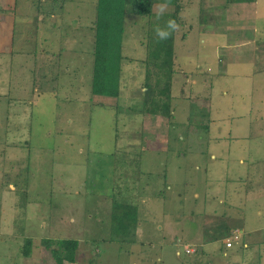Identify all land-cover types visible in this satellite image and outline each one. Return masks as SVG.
<instances>
[{"label": "rangeland", "instance_id": "1", "mask_svg": "<svg viewBox=\"0 0 264 264\" xmlns=\"http://www.w3.org/2000/svg\"><path fill=\"white\" fill-rule=\"evenodd\" d=\"M228 1L178 0L177 75L160 87L173 117L161 128L141 114V90L154 26L176 0H155L151 17L128 10L118 98L92 93L99 0H0V264H54L46 239L79 241L75 264H206L236 249L219 222L243 227L264 206V51L221 47L264 37V8L227 28L239 19L227 22ZM120 204L146 226L135 243L112 233Z\"/></svg>", "mask_w": 264, "mask_h": 264}, {"label": "trees", "instance_id": "2", "mask_svg": "<svg viewBox=\"0 0 264 264\" xmlns=\"http://www.w3.org/2000/svg\"><path fill=\"white\" fill-rule=\"evenodd\" d=\"M228 1V0H227ZM255 0H235L232 3H252ZM53 2V0H52ZM228 3H231L228 1ZM155 0H99V21L96 27L95 35V65L93 76L92 93L98 96L118 98L121 87V67L123 64V25L128 10L130 13L141 17H151L154 13ZM173 6V5H172ZM54 7V5H53ZM175 11L171 15L172 19L180 18L179 11L181 5L178 0L175 2ZM55 8V7H54ZM179 13V14H178ZM199 22V21H198ZM173 35L166 41H161L155 47H149L153 53V61L148 65L146 73V82L142 93L144 110L141 114L147 112L149 115H162L172 118V97L168 95L171 82L177 71L174 69V44ZM156 59V61H155ZM152 76L156 77L152 82ZM163 84L166 87L160 90ZM164 100L165 102H163ZM118 107V105H117ZM12 186V185H11ZM112 233L118 234V242L132 243L135 239L134 229L138 221L137 211L134 205L124 204L113 207ZM123 236V237H119ZM41 244L50 251L54 264H75L77 250L80 246L77 240H42ZM32 240H26L23 248L25 257L32 254ZM197 251L195 250V253ZM194 253V254H195Z\"/></svg>", "mask_w": 264, "mask_h": 264}, {"label": "crops", "instance_id": "3", "mask_svg": "<svg viewBox=\"0 0 264 264\" xmlns=\"http://www.w3.org/2000/svg\"><path fill=\"white\" fill-rule=\"evenodd\" d=\"M232 5H233L232 9L229 12H227L228 13L227 22H228L229 16H231L233 14H236V16L239 19H236V21H232L233 26H228V24H226V27L235 29L240 24V18H244V16H246L247 11H252L253 9H257L259 11L262 7L264 8V1L263 0H259V1L255 0V2H252V3H236V4H232ZM250 6H253V7H250ZM262 33H263V31H262ZM261 38H264V37L258 35L256 37H254L253 39H250L248 41H243V42L240 41L242 39H239L236 41L237 43L235 44L236 46H234V48H228L227 46H222L221 49L224 51V53H225L224 55L226 57H229L228 56V54H230L229 49L230 50L232 49L231 51L238 52L239 57H242L246 54H249V52L247 51L248 49H252L253 54L255 52H259L260 54H262V52L264 51V42H261V40H260ZM233 49H235V50H233ZM220 60L222 61V59H220ZM230 61H232V60H230ZM237 62H239V60ZM233 65H234V63L231 64V66H233ZM208 70L211 71L209 68H208ZM222 70H225V69H222ZM262 71H263V69H262ZM262 71L258 72L259 75L262 74L261 73ZM263 80H264V78H263ZM203 81H205V80H203ZM192 83L198 84V81L196 82L195 80L192 79ZM150 117H154V118H153V120L151 118L149 125L150 124L152 125V123H154V122L157 123L159 121L158 126H160L161 128L163 127V117L161 115L160 116L159 115H155V116L150 115ZM152 148H157V147L153 146ZM240 161L244 162L243 160H240ZM258 202L260 204L264 203V195L260 196V198L258 199ZM130 205H132V204H130ZM263 207L260 206V207L256 208V210H257L256 213L253 212L250 216H246L245 222H244V224H242L243 227L238 226V224H240V223H231L229 225L228 222H225L223 220H222V222H219V229L221 230V233L219 234V236L226 235L227 236L226 238H229L231 235H233V233L235 231H240L242 233V238H241V242H240L241 244L239 243V245H237L236 249L233 250L231 254H230V252L225 253V255H224V258L226 259L225 261L221 262L220 259L209 256L206 264H264V229H261L259 227L254 226V224L257 222V220H261L264 218V210H263L264 208ZM135 208H136V211L138 212L137 205L135 206ZM143 215L140 216L141 220H142ZM248 221H249V223H248ZM142 222L139 224V226H138V221L136 223V227L133 230L134 235H135V239L132 241V243L136 242V235H137V232L140 233V230H141L140 228L145 229V227H146L143 225ZM213 229H216V228L213 226ZM210 230H212V229H210ZM215 238H216V236H215ZM195 241L200 244V242H202V235L198 234L197 240L195 239ZM205 242L200 244V246L204 247ZM235 245L232 248H227V247H225V248L227 250H232V249H234ZM243 245H245L246 247ZM193 246H196V245L191 244V249L195 248ZM257 247L259 248L258 250H257ZM177 253H178L177 256H179V252H177ZM229 257H230V259H229ZM201 263L205 264V261H203Z\"/></svg>", "mask_w": 264, "mask_h": 264}, {"label": "clouds", "instance_id": "4", "mask_svg": "<svg viewBox=\"0 0 264 264\" xmlns=\"http://www.w3.org/2000/svg\"><path fill=\"white\" fill-rule=\"evenodd\" d=\"M166 8H167L166 4H160L158 6V11L156 12L157 20H161L163 18L166 12ZM178 29H179V24L174 19L166 20L163 26H161L160 24H156L153 29L156 42L160 43L161 41L168 40L173 35V33Z\"/></svg>", "mask_w": 264, "mask_h": 264}, {"label": "built area", "instance_id": "5", "mask_svg": "<svg viewBox=\"0 0 264 264\" xmlns=\"http://www.w3.org/2000/svg\"><path fill=\"white\" fill-rule=\"evenodd\" d=\"M241 238H242V233L240 231H235L231 237L226 239V242H225L226 243V247L227 248H232L235 244H239L241 242ZM243 246H245V245H243ZM186 253L194 254L195 250L187 248L186 249Z\"/></svg>", "mask_w": 264, "mask_h": 264}]
</instances>
